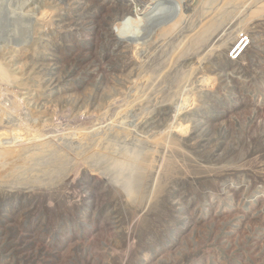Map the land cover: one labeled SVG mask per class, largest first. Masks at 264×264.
Listing matches in <instances>:
<instances>
[{"label": "rangeland", "instance_id": "1", "mask_svg": "<svg viewBox=\"0 0 264 264\" xmlns=\"http://www.w3.org/2000/svg\"><path fill=\"white\" fill-rule=\"evenodd\" d=\"M0 65V264H264V0H0Z\"/></svg>", "mask_w": 264, "mask_h": 264}, {"label": "bare ground", "instance_id": "2", "mask_svg": "<svg viewBox=\"0 0 264 264\" xmlns=\"http://www.w3.org/2000/svg\"><path fill=\"white\" fill-rule=\"evenodd\" d=\"M237 4L234 5V3H232L231 1H229L227 3V6L225 9L221 10L218 14H216L214 17H210V16H207L204 18V25L202 26L201 30L199 31H196L198 33L197 36H195L197 39V42H200V39H205L206 40V36H211L210 34H212L221 24H223L226 19L228 18L227 16L230 14V7L232 8L233 6L235 7ZM236 8V7H235ZM183 20H181L178 25H173L174 27H172L171 29H169L166 33H160V36L159 38L157 39V42L158 43H161V45L165 44L166 41L170 40L171 38L172 39H175L177 37V31L178 29L181 28L182 25H180L182 23ZM177 23V22H176ZM177 27V28H175ZM175 28V29H174ZM204 32V33H203ZM194 36V35H192ZM192 41V40H191ZM1 67V65H0ZM6 77V73L5 71L0 68V78L3 79ZM100 151V149H98ZM97 150V152H98ZM95 152V153H97ZM47 153V150H44V151H41L38 155H36L37 153H29L27 154L26 156V160L25 162H32L33 165H31V169L34 168V166L37 164L38 160L43 158L42 156L46 155ZM99 153V152H98ZM131 154H128V158H125L124 159H118V160H109V161H112L113 164H111V167L115 169L116 173L115 175L112 174V177H114V180L120 184V187L125 191L127 192V194L130 196V195H133V193L135 192V183H134V180H133V176L132 174L134 173V166H135V163L136 161L138 160L137 157L139 156L140 152L138 151H134V152H130ZM49 157V156H48ZM46 158V157H44ZM25 160V159H24ZM47 160V159H46ZM52 161V159H49ZM136 160V161H134ZM50 162V161H49ZM48 162V163H49ZM24 164V163H23ZM20 165V164H19ZM25 165V164H24ZM26 165H29L28 163ZM25 165V166H26ZM110 165V164H109ZM18 167V166H17ZM29 168L27 167V169L24 167L23 168V165L18 167V172L15 171V173L17 172L16 177L17 179H24V177L27 175L28 172H30ZM109 168V167H108ZM16 169V168H15ZM113 169V170H114ZM107 170H111V169H107ZM109 173V172H108ZM111 173V172H110ZM109 175V174H108ZM111 176V174L109 175ZM111 177V178H112ZM109 178V177H108ZM108 180V179H107ZM106 180V181H107ZM32 180H28V182ZM13 182L15 183L16 181L13 180ZM18 182V181H17ZM34 182V181H33ZM32 182V183H33ZM19 183V182H18ZM17 183V184H18ZM23 183V182H22ZM25 184V183H24ZM30 184V183H29ZM108 184V183H107ZM135 187V188H134ZM122 190V192H124ZM121 192V193H122ZM123 194V193H122ZM126 194V193H124Z\"/></svg>", "mask_w": 264, "mask_h": 264}]
</instances>
